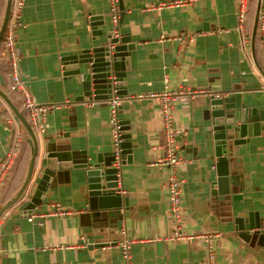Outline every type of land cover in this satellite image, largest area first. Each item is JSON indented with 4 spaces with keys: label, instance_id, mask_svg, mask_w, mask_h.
Instances as JSON below:
<instances>
[{
    "label": "crops",
    "instance_id": "crops-1",
    "mask_svg": "<svg viewBox=\"0 0 264 264\" xmlns=\"http://www.w3.org/2000/svg\"><path fill=\"white\" fill-rule=\"evenodd\" d=\"M6 1L0 0V14ZM116 3L114 24L112 0H23L15 45L26 90L38 104L58 105L47 112L44 134L35 130L37 136L51 142L53 152L68 149L70 155L85 153L93 160L113 150L108 100L80 99V80L65 74L64 57L98 44L92 32L102 23L96 19L100 16L117 36H129L134 49L124 76L128 94L118 110L133 145L131 161L125 155L119 170L128 206L91 209L84 171L71 168L55 169L41 203L24 210L42 175L46 155L41 148L24 196L0 216L1 264H206V236H212L215 248L210 264H264V238L261 244L245 241L233 221L241 211L254 212L264 226V128L232 147L230 180L240 198L220 205L212 195L217 174L211 117L202 108L204 92L229 90L264 115V42L261 35L256 39L259 0H247L242 30L240 0ZM1 60L2 55L0 92L22 112V97L10 89ZM182 89L194 93L186 103H173L184 178L177 225L164 187L167 170L151 165L161 155L156 146L163 134L160 102L148 94ZM25 128L0 95V209L15 197L28 172L31 150L22 142L17 157L2 169L16 134L27 141ZM58 205L67 214L54 213ZM127 240L129 260L121 247Z\"/></svg>",
    "mask_w": 264,
    "mask_h": 264
},
{
    "label": "water",
    "instance_id": "water-1",
    "mask_svg": "<svg viewBox=\"0 0 264 264\" xmlns=\"http://www.w3.org/2000/svg\"><path fill=\"white\" fill-rule=\"evenodd\" d=\"M119 4L120 9H122L120 1ZM10 7L11 0H7L0 26V45L9 20ZM96 19L102 22L100 25H95L92 32L95 36L94 39L98 40V44L64 57V64L66 65L64 69L67 72L66 75L75 76L80 80L82 90L80 99L88 97L96 101H107L114 95L125 96L128 94L127 90L123 89L125 86L124 76L125 71L130 66V52L134 49V45L129 36L124 34L117 36L113 33V29L104 21L103 16ZM0 95L5 98L17 118L26 127L29 134L27 142L31 150V159L25 180L15 197L0 209V216L10 205L24 196L32 178L36 157L41 148L43 154L46 155L44 157L45 163L41 165L43 167L42 175L31 197L24 205V210H31L41 203V196L46 191L55 169L58 171L71 168L84 171L87 199L91 209H120L123 206L127 208L128 200L126 197L123 198L120 193L118 169L112 165L114 150L105 153L99 152L93 160L84 155L85 153L70 155V152H67L68 149L53 152L52 143L46 141L45 137H38L22 112H19L2 92ZM202 108L204 114L211 117L215 143L217 177L213 182L215 191L212 192V195L214 201L220 205L230 206L240 196L235 194V188L230 180V159L228 157L232 155L233 146L246 143L248 140L246 137L255 136L261 128H264V115L257 114L252 109L247 108V105L241 101V95L229 90H221L220 93H216L214 90L204 92ZM125 130L127 128L123 126L124 132L121 135L120 144L122 163L125 155L127 156L126 159L131 161L130 153L133 147L129 141L130 133ZM79 156L82 157L76 158ZM241 213L243 214L235 216L233 219L239 230V235L247 242L256 239L261 244L264 238V226L259 220L258 214L242 211Z\"/></svg>",
    "mask_w": 264,
    "mask_h": 264
},
{
    "label": "built area",
    "instance_id": "built-area-1",
    "mask_svg": "<svg viewBox=\"0 0 264 264\" xmlns=\"http://www.w3.org/2000/svg\"><path fill=\"white\" fill-rule=\"evenodd\" d=\"M177 3V2H175ZM23 7V0H11L10 15L7 26L5 28L2 47L4 51V56L6 64L9 71L11 89L17 91L22 97V111L23 115L29 124L36 130L39 134H44L45 128V115L47 112L58 105H42L35 102L31 94L26 90L19 73L20 65V54L15 45V31L21 25L20 15ZM247 12V0H240L239 7L237 9V17L239 28L242 30L244 22L246 19ZM258 24L260 30L264 27V0H259L258 8ZM118 10L116 0H112V22L116 24L118 22ZM262 40L264 42V33L261 32ZM167 82V79L164 80ZM192 91L190 90H178V91H164L161 93H151L148 97L157 98L161 105L162 111V134L163 140L161 144L156 146V149L161 150V155L156 156L152 166L163 167L167 170V180L164 184L167 199L169 202V212L172 220L179 225L181 223V211H182V201H181V191L184 184V178L179 174V165L182 162V157L179 154V146L176 141V136L179 130L173 125V103L179 101L181 103H186L193 98ZM124 96L114 95L110 100L107 101L109 105V115L110 123L112 126V147L114 150V160L112 165L118 169V182H119V170L122 165L120 146L123 134V124L118 117L119 106L124 100ZM21 142L20 134L17 133L15 136V141L13 143L12 150L7 154L6 160L2 163V169L6 170L13 159L17 157V150ZM56 212L67 214L58 205L55 206ZM31 219V218H30ZM205 241L207 242V254L208 261L206 264H210V260L214 257V244L212 242V236H206ZM131 241L127 240L121 243L123 248L124 258L129 260V249ZM3 249L0 245V264L2 259Z\"/></svg>",
    "mask_w": 264,
    "mask_h": 264
},
{
    "label": "trees",
    "instance_id": "trees-1",
    "mask_svg": "<svg viewBox=\"0 0 264 264\" xmlns=\"http://www.w3.org/2000/svg\"><path fill=\"white\" fill-rule=\"evenodd\" d=\"M249 2H248V6H249ZM5 4H2V6H1V14L4 16V11H5ZM247 12H248V10H247ZM0 14V15H1ZM3 16H1L0 17V26H1V23H2V20H3ZM261 31L257 28V32H256V39L258 38V37H260L261 38ZM259 39V38H258ZM2 42V41H1ZM0 55H2L3 56V59L5 60V56H4V51H3V47H2V44L0 45ZM1 66H3L4 64H6V60L5 61H3V60H1ZM10 89H11V85H10ZM12 90V89H11ZM12 91H14V90H12ZM20 111H22V108H20ZM23 112V111H22ZM26 129V128H25ZM26 131H27V129H26ZM25 134L29 137V134H28V132H25ZM26 140H24L23 138H22V143L23 144H25L28 148L30 147V145H29V143L26 141ZM22 144V145H23ZM29 150V149H28ZM29 159H31V154H30V151H29V153H28V155H27V157H26V160H27V162L29 163Z\"/></svg>",
    "mask_w": 264,
    "mask_h": 264
}]
</instances>
